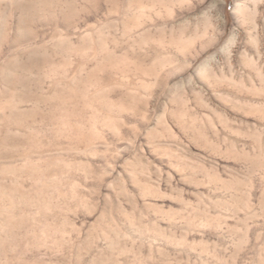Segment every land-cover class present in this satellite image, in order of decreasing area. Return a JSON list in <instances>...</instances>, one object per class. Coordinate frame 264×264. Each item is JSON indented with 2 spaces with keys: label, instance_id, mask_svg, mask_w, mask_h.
Masks as SVG:
<instances>
[{
  "label": "rangeland",
  "instance_id": "rangeland-1",
  "mask_svg": "<svg viewBox=\"0 0 264 264\" xmlns=\"http://www.w3.org/2000/svg\"><path fill=\"white\" fill-rule=\"evenodd\" d=\"M0 66V264H264V0H0Z\"/></svg>",
  "mask_w": 264,
  "mask_h": 264
},
{
  "label": "bare ground",
  "instance_id": "bare-ground-1",
  "mask_svg": "<svg viewBox=\"0 0 264 264\" xmlns=\"http://www.w3.org/2000/svg\"><path fill=\"white\" fill-rule=\"evenodd\" d=\"M22 28V27H21ZM19 37V36H18ZM14 41V40H13ZM16 43V42H15ZM14 42H13V44H15ZM10 44H11V42H10ZM5 61V60H4ZM8 62V61H7ZM6 65V61L4 62V66ZM1 67V66H0Z\"/></svg>",
  "mask_w": 264,
  "mask_h": 264
}]
</instances>
